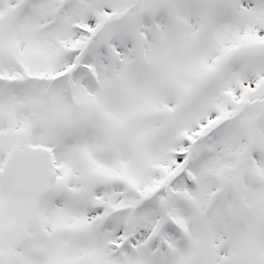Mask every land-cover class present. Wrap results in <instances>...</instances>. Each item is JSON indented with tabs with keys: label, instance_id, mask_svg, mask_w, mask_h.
Returning <instances> with one entry per match:
<instances>
[{
	"label": "snow or ice",
	"instance_id": "snow-or-ice-1",
	"mask_svg": "<svg viewBox=\"0 0 264 264\" xmlns=\"http://www.w3.org/2000/svg\"><path fill=\"white\" fill-rule=\"evenodd\" d=\"M0 264H264V0H0Z\"/></svg>",
	"mask_w": 264,
	"mask_h": 264
}]
</instances>
